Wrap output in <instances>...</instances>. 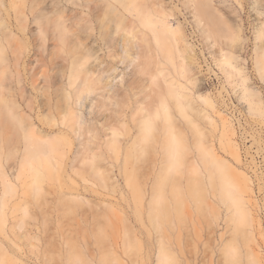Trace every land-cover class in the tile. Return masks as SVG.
<instances>
[{
	"label": "bare ground",
	"instance_id": "obj_1",
	"mask_svg": "<svg viewBox=\"0 0 264 264\" xmlns=\"http://www.w3.org/2000/svg\"><path fill=\"white\" fill-rule=\"evenodd\" d=\"M90 1L0 0V233H4V208L14 193L5 164L10 159H19L20 167L31 166V182L28 185L24 182L22 194L39 195L44 190V178L53 177L56 165L61 164L71 137L76 136L79 144L84 145L86 134L92 132L99 114L107 116L109 124L106 139L95 143L97 149L117 154L121 135H124L123 127L128 128L129 122L135 128L129 147L139 142L152 141L154 147L160 144L162 166L149 201L154 221L164 215V211L154 212L164 200L163 182L183 163L186 145L178 133L182 117L189 124L198 151L189 158L191 170L200 175L207 170L205 177L213 189L216 225L221 205L226 207L227 220L232 218L233 223L246 224L250 216L244 208L245 192L235 193L222 160L213 147L205 145L204 134L195 117L202 111L200 107L206 111L205 107L213 108L214 102L193 89L197 80L191 73L193 46L182 24L172 25L169 21L172 13L154 0H94L95 6L89 8ZM235 1L243 8L241 0ZM249 1L255 14L262 17L261 0ZM185 3L192 13V28H200L205 40L218 45L222 53L220 65L241 75L234 55L235 48L243 43L241 29L229 24L225 12H220V7L215 8L211 0H186ZM69 4L82 8L78 16L71 12L73 8L68 7ZM85 8L90 9V13L85 12ZM259 23L254 29V39L259 43L254 45L253 56L256 70L261 74L264 73V19ZM29 24H33L32 29ZM46 40L51 43L47 46V54L43 55L39 51L44 49ZM32 56H37L35 64L40 62L38 70L30 61ZM166 66L173 69L170 78ZM129 68L133 77L148 76L149 84L145 88L157 87L160 78L166 86L159 91L155 89L156 99L151 94L135 99L138 92L134 91L131 81L124 78ZM240 77L241 97L250 110L257 111L255 93L245 84V75ZM121 93L126 96L125 106L117 99ZM87 97H91L86 107L92 118L79 110ZM108 110L111 111L105 115ZM203 116L213 122L207 112ZM227 122V118L221 117L222 135H226ZM87 140L91 143L90 138ZM92 147H84L80 159L96 165V173L101 175L102 168L97 165L101 154L94 152ZM171 204L177 207V202ZM229 252L225 251L227 263ZM230 256L235 255L230 252ZM168 257L165 251H160L157 264H167ZM247 257L245 264H261L258 256ZM238 263L242 261L238 259Z\"/></svg>",
	"mask_w": 264,
	"mask_h": 264
},
{
	"label": "rangeland",
	"instance_id": "obj_2",
	"mask_svg": "<svg viewBox=\"0 0 264 264\" xmlns=\"http://www.w3.org/2000/svg\"><path fill=\"white\" fill-rule=\"evenodd\" d=\"M154 1L161 2L172 13V19L169 17L172 25L182 24L186 38L193 46V51L189 52L194 54L191 73L197 78L198 86L193 89L214 102L213 108L205 107L206 111L200 107L202 111L195 117L204 134L205 145L213 147L222 160L235 193L245 192L244 208L250 221L240 224L233 223L232 218L227 220L226 207L221 205L216 225L213 189L205 177L207 170L203 175L191 170L189 158L198 151L194 147L189 124L182 117L178 133L186 145L183 163L176 172L166 176L164 200L154 211H164V215L154 221L149 212V201L162 166L160 144L154 147L152 141L139 142L129 147L130 137L135 132L129 122V130L123 127L124 135H121L117 154L97 149L95 143L106 139L109 124V118L99 114L92 125V132L86 134L84 145L79 144L76 136L71 137L61 164L56 165L53 177L44 178V190L39 195L22 194L24 182L27 185L31 182V166H25L27 169L20 167L19 159H10L5 164L14 193L4 208L0 264H157L160 251L169 256L167 264H239L238 259L245 264L249 255L258 256L264 264V73L256 70L253 56L254 45L259 43L254 39V29L264 15L255 14L249 0H241L243 8L235 0H211L215 8L220 7V12H225L229 24L241 29L244 44L241 43L234 51L235 62L242 72L238 75L232 68L220 65L222 53L218 45L205 40L200 28H192V13L186 0ZM260 2L264 7V0ZM88 5L93 8L94 0ZM68 7L73 8L71 12L77 16L82 9L71 4ZM233 8L237 9L236 13H233ZM83 10L90 13L88 8ZM29 28L32 29L33 24H29ZM50 43L46 40L39 53L46 55ZM35 58L37 56L30 58L34 64ZM166 67L170 78L174 74L173 69ZM126 72L125 80L131 81L134 91L139 94L135 99L149 94L156 99V90L166 86L160 78L159 87L145 88L149 84L147 75L133 77L131 68ZM244 75L247 78L245 84L255 93L257 111L250 110L241 97L239 81ZM24 76L22 74L21 77ZM90 98L87 97L84 107L79 108L88 118L92 116L86 107ZM117 99L125 106L124 94H119ZM205 112L213 122L204 118ZM221 117L228 121L226 135H222ZM88 138L91 143H88ZM87 146H93V151L101 154L97 165L102 168L104 178L96 173V165L81 161ZM175 202L176 208L171 204ZM225 251L235 255L231 257L229 252L228 263Z\"/></svg>",
	"mask_w": 264,
	"mask_h": 264
}]
</instances>
